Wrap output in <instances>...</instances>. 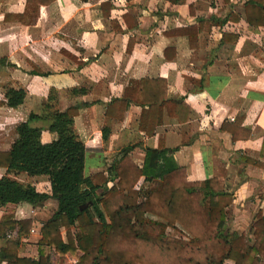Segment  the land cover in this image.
Returning <instances> with one entry per match:
<instances>
[{
	"label": "crops",
	"instance_id": "crops-1",
	"mask_svg": "<svg viewBox=\"0 0 264 264\" xmlns=\"http://www.w3.org/2000/svg\"><path fill=\"white\" fill-rule=\"evenodd\" d=\"M105 1L55 0L40 7L35 24L25 25L13 18L24 11L25 0H0V58L12 64H0V101L5 99L7 87L26 91L16 108L0 105V150L10 147L15 126L30 112L40 113L50 88H55L59 110L80 106L75 127L85 152L90 140L97 137L99 156L107 159L98 160L86 174L106 170L125 145L142 142L143 147L155 148L162 139L175 162L185 167L188 180L203 182L215 177L224 190L233 193V203L227 208V219L230 216L234 223L231 229L240 233L248 227L252 236L253 215L258 210L264 214V158L260 156L264 26L245 22V0H183L176 5L164 0H111L105 9L108 17L101 8ZM230 11L241 15L238 22H211ZM187 26L197 29L192 46L186 35L176 32ZM234 34L238 38L232 43ZM129 39L133 46L127 52ZM32 64L47 75L31 74ZM143 77L165 79L167 96L182 98L190 106L189 120L178 123L165 115L155 134L146 137L137 128L139 106L131 103L121 123L105 116L106 104L122 96L129 80ZM103 127L110 130L106 140L101 136ZM55 137L46 129L41 133L42 142ZM130 156L140 165L143 148L135 147ZM246 157L263 166L246 163ZM4 172L0 167V177ZM36 178L32 184L47 191V177ZM44 203L37 207L8 204L0 209V215L8 209L17 219H33L29 234L21 239L19 256L37 257L40 229L53 213L43 222L34 219L37 210L47 208ZM16 234L13 230L7 237ZM31 241L33 247L23 250V242Z\"/></svg>",
	"mask_w": 264,
	"mask_h": 264
},
{
	"label": "trees",
	"instance_id": "trees-1",
	"mask_svg": "<svg viewBox=\"0 0 264 264\" xmlns=\"http://www.w3.org/2000/svg\"><path fill=\"white\" fill-rule=\"evenodd\" d=\"M53 1L25 0L24 11L13 18L33 25L40 7ZM110 1L101 3L107 17L105 9ZM164 1L176 5L183 0ZM243 6L245 22L264 26V0H245ZM240 18L230 11L224 18H211V22H238ZM114 22L111 20L113 25ZM176 32L186 35L193 45L197 33L194 26ZM231 38L235 43L238 36ZM132 43L129 39L127 52L132 50ZM0 64L12 65L4 58H0ZM30 73L47 75L35 64ZM25 97L24 89L7 87L0 105L16 108ZM131 103L141 108L137 128L146 137L155 134L165 115L185 123L191 113L182 98L167 96V82L159 77L130 79L122 96L106 104L104 115L121 123ZM79 108L75 105L59 110L58 91L50 88L41 112H30L18 123L10 147L0 150V167L5 169L0 177V209L8 204L38 206L48 199L56 201L55 210L40 229L36 258L18 255L21 239L29 234L33 219H17L8 209L1 212L0 263L53 264L49 253L52 250L58 258L76 259L75 264H264L262 211L253 215L252 238L245 240L243 232L227 226V208L233 203V193L224 190L215 177L203 182L188 180L185 167L175 162L162 139L155 148L143 147L142 142L125 145L105 171L86 174L85 144L75 127ZM44 129L56 137L42 142ZM109 132L107 127L101 129L104 140ZM135 147L144 151L140 165L130 156ZM260 156L264 158V137ZM244 161L263 166L255 159L246 157ZM21 173L46 176L49 189L40 191L33 184L12 178ZM85 204L87 207L81 208ZM168 229L179 235H170ZM13 230L16 236L7 237Z\"/></svg>",
	"mask_w": 264,
	"mask_h": 264
},
{
	"label": "rangeland",
	"instance_id": "rangeland-1",
	"mask_svg": "<svg viewBox=\"0 0 264 264\" xmlns=\"http://www.w3.org/2000/svg\"><path fill=\"white\" fill-rule=\"evenodd\" d=\"M98 149H99V140H98L97 137H93L90 140V142H89V144H88V146L86 148V152H85L86 153V156H85V173H89L90 169L97 165L98 160L100 162L101 161H103V162L107 161V159H104L103 156H99V150ZM97 168L99 169L100 167H97ZM94 171L90 172V173L92 174V173H95V172H101V171H105V170L104 169H102V170L100 169L98 171H95V172ZM36 177L37 176H28L27 174L22 173V174H20L18 176L16 175L15 178L19 182H21L23 184H32V183L35 184L36 179H37ZM26 204L27 203H25V205ZM44 204L47 205V208L44 209V210H41V209L37 210V211H39V214H35L34 215L35 216L34 217L35 220L37 219L38 221H42V222L45 221L48 218V216L51 215L50 213H52L55 210V208H56V201L54 199H48ZM35 207H37V206H35ZM233 224L234 223L232 221V218L229 216V218L227 219V226L231 229V228H233ZM167 232L170 235H176V236L179 235L173 229H168ZM241 232L244 233V235L247 238V240H249V241L251 240L252 236L249 235V234H251V230L249 231L248 227L243 229ZM31 238H32V240H35L36 237L34 235H31ZM34 243H35L34 241L23 242V245H22L23 246V250H25L26 248H32ZM22 252H24V251H22ZM49 253H50V256H51L50 258L53 261V264H75V260L73 258H71L70 256H66V257H63V258H58L57 255H54L52 250H50ZM28 254L35 256V251H30V252H28ZM226 264H230V263L227 262Z\"/></svg>",
	"mask_w": 264,
	"mask_h": 264
},
{
	"label": "water",
	"instance_id": "water-1",
	"mask_svg": "<svg viewBox=\"0 0 264 264\" xmlns=\"http://www.w3.org/2000/svg\"><path fill=\"white\" fill-rule=\"evenodd\" d=\"M84 207H87V205L85 204V205H83L81 208H84Z\"/></svg>",
	"mask_w": 264,
	"mask_h": 264
}]
</instances>
